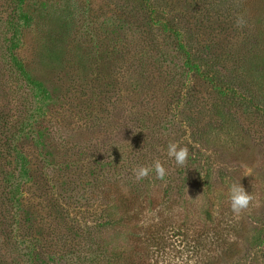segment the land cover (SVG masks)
Wrapping results in <instances>:
<instances>
[{"label":"rangeland","instance_id":"rangeland-1","mask_svg":"<svg viewBox=\"0 0 264 264\" xmlns=\"http://www.w3.org/2000/svg\"><path fill=\"white\" fill-rule=\"evenodd\" d=\"M208 261L264 264V0H0V264Z\"/></svg>","mask_w":264,"mask_h":264},{"label":"clouds","instance_id":"clouds-1","mask_svg":"<svg viewBox=\"0 0 264 264\" xmlns=\"http://www.w3.org/2000/svg\"><path fill=\"white\" fill-rule=\"evenodd\" d=\"M167 155L172 157L178 166H183L188 157V150L186 147L178 146L177 143L171 142L167 145ZM153 170L158 179L164 178L165 169L159 160L154 161L150 166H140L136 170V177L137 179H142ZM248 171L250 172V170ZM228 194L230 209L234 216L239 218L240 213L249 208L253 197L240 183L229 184Z\"/></svg>","mask_w":264,"mask_h":264},{"label":"trees","instance_id":"trees-1","mask_svg":"<svg viewBox=\"0 0 264 264\" xmlns=\"http://www.w3.org/2000/svg\"><path fill=\"white\" fill-rule=\"evenodd\" d=\"M224 256H225V255H224ZM217 260H218V259H217ZM217 260H216V261H217ZM214 261H215V260H214ZM208 264H214V262H210V261H208Z\"/></svg>","mask_w":264,"mask_h":264}]
</instances>
